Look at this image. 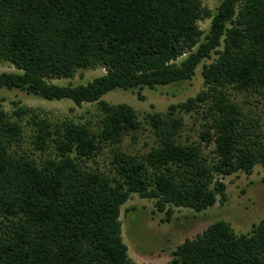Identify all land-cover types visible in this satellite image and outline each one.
I'll use <instances>...</instances> for the list:
<instances>
[{
	"label": "trees",
	"instance_id": "1",
	"mask_svg": "<svg viewBox=\"0 0 264 264\" xmlns=\"http://www.w3.org/2000/svg\"><path fill=\"white\" fill-rule=\"evenodd\" d=\"M206 18L212 20L203 37L199 21ZM213 53L217 58L202 70L208 90L170 105L166 115H149L159 145L144 156L115 152L112 175L86 168L85 159L103 143H120L140 128L132 106L110 104L105 94L190 80ZM0 59L18 69L0 73V89L97 103L103 115L97 133L19 104L14 120L0 97V264H137L120 220L132 194L156 198L170 221L168 205L201 212L226 200L225 183L211 186L215 174L264 167V147L249 141L240 108L220 90L264 89V0H222L216 11L202 0H0ZM98 66L106 72L86 84L53 82ZM210 97L215 113L202 138L214 141L217 159L207 163L199 144L177 141L183 122L176 112ZM26 116L36 127L37 149L47 152L54 144L55 155L42 164L12 150ZM172 255L165 264H264V219L247 234L217 221Z\"/></svg>",
	"mask_w": 264,
	"mask_h": 264
},
{
	"label": "rangeland",
	"instance_id": "2",
	"mask_svg": "<svg viewBox=\"0 0 264 264\" xmlns=\"http://www.w3.org/2000/svg\"><path fill=\"white\" fill-rule=\"evenodd\" d=\"M222 0H202L203 5L216 11ZM211 18L199 21L204 31L208 33ZM223 47L221 46L220 49ZM218 54L203 60L196 68L195 75L190 80H179L155 88L145 86L131 90L115 89L103 96L110 104L126 103L132 106L140 121V128L126 134L120 143H103L97 154L85 159L88 170H98L107 175L114 173L112 163L117 151L130 155L144 156L153 147L159 145V138L150 121V114L166 115L169 106L179 104L195 97L202 91L208 90L202 75L203 66L213 62ZM179 58L177 62H180ZM18 69L9 61L0 59L1 72H17ZM103 67L79 69L75 76L68 79H54L59 84H86L94 78L104 74ZM227 94L230 102L235 103L241 110L243 121L250 126L249 141H256L264 147V89L239 90L233 85L220 88ZM142 95L144 98H140ZM3 106L10 116L14 115L17 105L28 107L33 113L39 114L54 123L74 121L87 126L91 132L97 133L102 127V112L97 103H83L76 105L70 99L46 100L27 93L21 89H0ZM213 103L210 97L190 112L177 111L176 117L182 119V127L178 132L177 141L182 144H199L202 156L207 163L216 161L214 153L215 143H207L202 138V132L213 123L209 106ZM32 113V114H33ZM23 127L22 139L11 145L18 155L26 153L42 164L48 155L54 156V144L47 152L37 149L34 143L36 127L31 123L30 116L19 121ZM214 131V130H212ZM216 180L226 185L227 198L224 202L218 200L215 205L197 212L186 207L169 206L173 210L170 221H165L166 213L159 211L156 198H142L139 194H132L131 198L122 206L120 220L122 221V237L128 246L130 258L137 264H165L169 262L177 245L186 239H193L211 224L217 221L228 222L237 234L250 233L254 225L264 219V167L257 163L251 174L240 171L229 176L215 174L211 186Z\"/></svg>",
	"mask_w": 264,
	"mask_h": 264
}]
</instances>
